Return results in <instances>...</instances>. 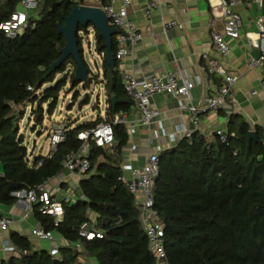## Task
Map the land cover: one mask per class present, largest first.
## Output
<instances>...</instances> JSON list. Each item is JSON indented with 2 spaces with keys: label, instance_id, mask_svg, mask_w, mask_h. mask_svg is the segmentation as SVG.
<instances>
[{
  "label": "trees",
  "instance_id": "trees-1",
  "mask_svg": "<svg viewBox=\"0 0 264 264\" xmlns=\"http://www.w3.org/2000/svg\"><path fill=\"white\" fill-rule=\"evenodd\" d=\"M21 1L0 0V24L18 10ZM81 4L86 5L85 0H41L35 16H27L31 22L17 37L8 38L0 29L1 204L16 201L10 195L16 188L10 183L34 188L55 177L63 170L64 157L80 148V132L99 122H110L120 110L128 111L130 102H110L112 95L129 99L122 89L116 61L109 69L103 38L92 24L79 25V53L88 69L90 87L103 84L104 115L74 125L64 123V140L45 155H33L28 150L26 131L40 135L47 129L45 119L57 107L60 94L74 90V100L78 96L75 88L81 82L70 83L75 69L71 56L51 73L47 71L65 44L64 36L58 33L64 16ZM90 28L94 50L99 55L104 53L100 56L102 73H94L84 57L83 38L89 36ZM111 41L115 52V35ZM81 88L86 90L85 85ZM88 101L86 94L82 102ZM248 131L243 119L231 115L225 142L217 134H193L159 153L153 210L163 226L167 264H264V131L255 127V138L250 141ZM113 135L111 148L89 141V170L75 189L76 200L62 202L61 222L55 224L52 216L38 211V204L31 207V219L62 237L66 245L51 250L38 248L27 237L11 231L9 239L16 254L1 264H160L142 229L134 195L119 179V159L128 142L125 125L115 126ZM83 224H89L102 237H80Z\"/></svg>",
  "mask_w": 264,
  "mask_h": 264
},
{
  "label": "crops",
  "instance_id": "crops-1",
  "mask_svg": "<svg viewBox=\"0 0 264 264\" xmlns=\"http://www.w3.org/2000/svg\"><path fill=\"white\" fill-rule=\"evenodd\" d=\"M85 2L96 5L102 0ZM121 3L122 0H113L116 8H119ZM146 4L147 0H131L127 8L128 17L137 26L142 37L137 42H128L123 58L115 60L120 77L124 72H131L140 78L160 71H173L179 83L183 79L193 81L188 105L198 106L205 96L217 93L221 84L220 76L208 72L206 57L215 58L227 73L237 76L231 88L234 102L227 99L217 110L201 113L193 134L210 137L217 130H226L231 115L243 119L251 131H254L255 127L264 131V91L260 88L264 66L248 65V60L257 58L258 55L246 36L249 33L252 40L257 39L258 30L254 21L262 17L264 22V0L261 6L255 0H246L233 8L240 19V36L236 39L226 38L229 52L225 56L220 55L211 44L209 20L212 18V12L207 0H161V5L153 9L149 16L145 15ZM18 10H23L21 4ZM27 16H35L34 10H29ZM168 20L180 22L182 29H164L163 23ZM213 25L221 31L222 20L216 18ZM129 102L125 124L128 142L119 159V166L125 174L128 173L129 167L141 166L147 152L154 146L165 150L166 132H176L183 125L188 128L192 126L190 110L179 108L181 97L175 98L160 93L153 96L152 103L160 112L152 126L155 131L153 134H149L150 132L139 123V114L132 102ZM132 151L138 153L135 160H129ZM83 176L84 174L63 169L48 182L53 187L60 186L64 192L68 189L75 192ZM58 196L60 194L56 193V197ZM25 212L26 206L23 202L15 201L10 205L0 203V216L10 220L7 229L0 230V264L16 254L9 239L11 231L27 237L38 248H53L47 241L39 240L31 234V228L37 225V222L31 219V209L27 219L23 218ZM89 263L93 264L91 261Z\"/></svg>",
  "mask_w": 264,
  "mask_h": 264
},
{
  "label": "built area",
  "instance_id": "built-area-1",
  "mask_svg": "<svg viewBox=\"0 0 264 264\" xmlns=\"http://www.w3.org/2000/svg\"><path fill=\"white\" fill-rule=\"evenodd\" d=\"M212 12V18L209 20L210 37L212 46L225 56L229 52V44L226 38L236 39L240 36V19L234 12L233 8L242 4L246 0H207ZM259 6L262 0H255ZM41 0H22L23 10H16L11 13L8 20L0 24V29L8 38L17 37L28 23L27 12L35 10ZM131 0H122L119 8L113 5V0H105L96 5L106 15L109 26L117 28L116 50L114 59L116 61L123 58L126 53V44L128 42H137L141 39L142 34L137 26L130 20L127 15V8ZM161 5V0H147L145 15L149 16L153 9ZM216 18L222 20V29L218 31L214 28L213 22ZM254 24L258 30V37L252 40L249 33L246 34L250 44L259 50L257 58H250L248 65L264 66V22L262 17H258ZM164 29L177 28L182 29V24L174 20H168L163 23ZM104 53H101V57ZM208 72L217 74L221 77V84L217 93L207 95L203 98L198 106H189L191 95L190 90L194 86L192 80L183 79L181 83L173 71H160L147 77L138 78L131 72H124L121 75V85L128 99L132 102L134 108L139 114V123L150 133L155 131L152 126L159 116V110L153 105L152 99L155 94L171 95L175 98L181 97L182 103L179 108H188L190 110V121L192 126H180L176 132H166L167 142L165 149L171 148L181 138H189L196 130L199 115L203 112L215 111L220 108L228 99L234 102L232 96V85L237 80V76L227 73L225 68L215 59L207 58ZM260 88L264 91V74L260 80ZM253 94L256 92H252ZM126 112L120 110L113 115L110 122H99L95 127L84 130L78 134L82 141L80 148L76 152L68 153L63 161V169L71 173L85 174L90 167L89 160V141L92 140L96 146L111 148L114 141V127L117 125L127 124ZM221 142L227 140L225 129L215 131ZM180 135V136H179ZM64 132L60 126L51 128L48 134L49 151L55 150L58 143L64 140ZM160 147L154 146L147 152L145 160L141 166L129 167L128 173H122L119 177L127 189L134 195L135 203L140 210V220L144 233L149 242L150 250L153 252L156 260L160 264H167L163 248V226L158 221L156 212L153 210L154 187L158 176L159 153ZM138 153L130 152L129 160H135ZM40 164V162H39ZM47 180L34 188L20 187L11 191L10 195L18 202H23L26 206V212L23 218L27 219L29 210L32 205L38 204V211L42 214L50 215L54 218V223L61 222L64 217V208L62 202H74L76 194L72 189L64 192L63 188L53 187ZM56 193L60 196L56 197ZM10 220L5 216H0V230L8 227ZM31 234L37 239L47 241L54 249L58 246L66 245V241L53 233L47 232L39 225L32 226ZM78 234L80 237L90 240L94 237L101 238L100 232L94 231L89 224H83Z\"/></svg>",
  "mask_w": 264,
  "mask_h": 264
},
{
  "label": "rangeland",
  "instance_id": "rangeland-1",
  "mask_svg": "<svg viewBox=\"0 0 264 264\" xmlns=\"http://www.w3.org/2000/svg\"><path fill=\"white\" fill-rule=\"evenodd\" d=\"M89 5V4H86ZM89 36L83 38V51L84 57L89 65V68L95 73L101 70V58L100 55L94 50V36L92 28L89 29ZM59 77V75L57 76ZM67 89L70 85L67 84ZM78 96L74 100L72 91L62 92L59 96L57 107L54 109L50 117L45 119L46 130L41 131L38 135L35 131L28 129L26 131V140L28 150L33 155L42 154L45 155L49 152V139L45 137L47 130L56 128L57 126L62 127L64 123L69 122H82L95 118L98 114L104 115L105 110V97L103 85L92 84L90 89L83 90L81 85L76 87ZM89 95V101L87 103L82 102L85 95ZM25 120L21 122L23 124ZM30 128V126H29Z\"/></svg>",
  "mask_w": 264,
  "mask_h": 264
},
{
  "label": "water",
  "instance_id": "water-1",
  "mask_svg": "<svg viewBox=\"0 0 264 264\" xmlns=\"http://www.w3.org/2000/svg\"><path fill=\"white\" fill-rule=\"evenodd\" d=\"M28 19V23H30ZM92 24L93 28L96 29L100 36L103 38V47L105 49L107 64L109 69L112 70L115 64L114 52L112 51V36L118 33V29L109 26L107 22L106 15L104 12L92 5H76L71 11L64 16V24L60 25L58 28V33L62 34L65 39V44L61 48V56L51 63L47 74L54 71L66 58L71 56L75 63L74 76L71 78L70 83L74 80L81 82V85H85L86 89L90 88V81L88 80V69L84 64L78 47V41L76 38V33L78 26L85 27L87 24ZM256 54L259 55V50H255ZM110 102L112 105L117 103H128L129 100L119 99L115 95L110 97ZM255 138L254 131L247 132V139L250 141ZM13 188H19L18 184L10 183Z\"/></svg>",
  "mask_w": 264,
  "mask_h": 264
}]
</instances>
